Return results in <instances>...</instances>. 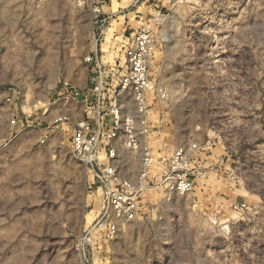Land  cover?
<instances>
[{"label": "rangeland", "instance_id": "374dc122", "mask_svg": "<svg viewBox=\"0 0 264 264\" xmlns=\"http://www.w3.org/2000/svg\"><path fill=\"white\" fill-rule=\"evenodd\" d=\"M145 28L168 94L159 142H195L197 173L107 238L69 141L87 56L113 63ZM0 264H264V0H0Z\"/></svg>", "mask_w": 264, "mask_h": 264}, {"label": "built area", "instance_id": "2783aa9c", "mask_svg": "<svg viewBox=\"0 0 264 264\" xmlns=\"http://www.w3.org/2000/svg\"><path fill=\"white\" fill-rule=\"evenodd\" d=\"M126 40L122 56L114 57L113 63H103L96 51L87 56L93 68L91 100H85L83 117L73 124L69 141L71 152L91 174L101 204L95 225L107 238L140 216L148 192L187 194L197 173L195 142L174 144L169 150L159 142L158 109L168 94L150 69L154 49L150 31L141 29ZM58 94L67 100L73 89L65 81ZM72 119L64 113L52 122ZM235 207L243 209L245 204Z\"/></svg>", "mask_w": 264, "mask_h": 264}]
</instances>
